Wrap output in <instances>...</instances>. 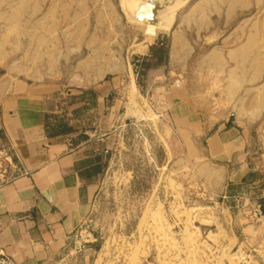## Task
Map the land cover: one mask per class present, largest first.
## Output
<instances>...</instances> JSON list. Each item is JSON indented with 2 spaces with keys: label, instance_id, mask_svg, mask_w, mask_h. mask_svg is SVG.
I'll use <instances>...</instances> for the list:
<instances>
[{
  "label": "rangeland",
  "instance_id": "1",
  "mask_svg": "<svg viewBox=\"0 0 264 264\" xmlns=\"http://www.w3.org/2000/svg\"><path fill=\"white\" fill-rule=\"evenodd\" d=\"M64 1L70 3L71 35L77 22L85 24L81 58H89L93 48L117 52L85 72L74 67L78 56L71 57L65 71L70 85L60 95L52 121L73 128L72 139L81 144V154L102 156L97 196L78 239L97 240L102 258L110 264H264V111L248 127L250 172L242 183L227 187L231 169L203 168L204 137L191 140L163 117L164 83L155 76L148 81L147 74L138 81L136 65L142 56L129 51V35L145 29L146 40L155 43L171 31L174 21L199 15L206 29L189 33L194 52L191 67L180 72L184 88L198 113L247 116L254 99L264 109V0H170L167 8L185 3L159 25L129 16L146 0H135L137 8L130 6L134 0ZM149 25L156 30H148ZM109 31L114 33L112 39ZM76 46L71 39V49ZM123 66L134 71L138 88L137 98L129 99V118H124L125 90L108 96L95 112L97 95L92 89L81 93L78 76L112 80L121 72L126 75L128 67ZM116 97L123 102L118 107L113 105ZM83 99L86 104L79 106ZM73 120L85 122L72 124ZM241 222L249 227L238 246L231 229L238 235Z\"/></svg>",
  "mask_w": 264,
  "mask_h": 264
},
{
  "label": "crops",
  "instance_id": "2",
  "mask_svg": "<svg viewBox=\"0 0 264 264\" xmlns=\"http://www.w3.org/2000/svg\"><path fill=\"white\" fill-rule=\"evenodd\" d=\"M69 4L64 0H0V140L12 147L23 173L0 189V255L11 257L15 264H110L102 258L97 240L78 239L79 228L97 196L102 172L96 174L94 168L100 169L96 159L99 153L81 154V144H74L73 133L51 137L47 131V120L53 124L60 95L70 85L65 71L71 57L78 56L74 67L85 72L86 67H100L97 65L104 57L117 55L100 47L93 48L89 58L80 57L85 48V24L77 22V31L71 35ZM201 20L199 15L183 16L174 21L169 33L161 35L170 39L168 60L149 70L147 79L152 81L155 76L164 83L163 117L169 118L174 129L193 140L204 137L203 168L231 169L229 187L242 183L250 172L248 127L261 119L264 109L254 99L248 107L250 113L235 119L232 114L216 117L207 110L205 114L197 112L180 72L191 67L194 51L189 33L205 31L206 24ZM113 34L109 31L108 38L112 39ZM146 36L145 29L129 35L131 55L149 54L154 40L147 41ZM71 39L77 49H71ZM97 39L94 33L92 40ZM123 67H128L126 75L121 72L112 80L105 76L91 81L78 74L81 93L92 89L97 95L95 112L105 105L108 96L125 90L124 118H129V99L137 98L138 88L134 71ZM122 103L118 97L113 101L117 107ZM110 110L114 115L116 108ZM74 121L85 122L73 120L72 124ZM216 165L218 168L212 167ZM240 224L238 235L231 229L238 246L243 243L239 237L249 227Z\"/></svg>",
  "mask_w": 264,
  "mask_h": 264
},
{
  "label": "trees",
  "instance_id": "3",
  "mask_svg": "<svg viewBox=\"0 0 264 264\" xmlns=\"http://www.w3.org/2000/svg\"><path fill=\"white\" fill-rule=\"evenodd\" d=\"M169 44L170 39L167 36L160 37L154 44H152L149 48V54L147 56H142L141 61L136 66L139 67L136 70L138 74V81L140 77L145 76L149 70L158 68V66L164 64L168 60L169 53ZM47 131L49 136L55 137L63 134H70L73 132L72 127H68L67 124L59 123V124H50L47 120ZM97 162H100L99 167H95L94 171L97 174L99 171L103 173L104 166L102 164V156L99 154L96 157Z\"/></svg>",
  "mask_w": 264,
  "mask_h": 264
},
{
  "label": "built area",
  "instance_id": "4",
  "mask_svg": "<svg viewBox=\"0 0 264 264\" xmlns=\"http://www.w3.org/2000/svg\"><path fill=\"white\" fill-rule=\"evenodd\" d=\"M23 175L19 163L15 160L10 145L0 140V189ZM0 264H15L14 260L3 254L0 255Z\"/></svg>",
  "mask_w": 264,
  "mask_h": 264
},
{
  "label": "water",
  "instance_id": "5",
  "mask_svg": "<svg viewBox=\"0 0 264 264\" xmlns=\"http://www.w3.org/2000/svg\"><path fill=\"white\" fill-rule=\"evenodd\" d=\"M169 2L170 0H165L163 3L160 0H146L136 12L135 19L146 20L148 24L157 25L159 22L165 21L170 13L169 9H167ZM178 10H176V13Z\"/></svg>",
  "mask_w": 264,
  "mask_h": 264
},
{
  "label": "bare ground",
  "instance_id": "6",
  "mask_svg": "<svg viewBox=\"0 0 264 264\" xmlns=\"http://www.w3.org/2000/svg\"><path fill=\"white\" fill-rule=\"evenodd\" d=\"M130 2V1H129ZM136 3V1L134 0V1H131L130 2V6L131 7H133V8H135L136 6H137V4H135ZM185 3V2H184ZM184 3H182V4H177L176 6H173V7H171V8H167V9H169V11H170V13L168 14V16H167V18H166V20L170 17V16H172L174 13H175V11L177 10V8L178 7H180L181 5H183ZM129 6V5H128ZM137 8V7H136ZM137 11H138V9H137ZM136 11V12H137ZM134 12V11H133ZM136 12L134 13V16H132L130 13H128L129 14V16L131 17V19H133V20H135V21H137L138 19H135V14H136ZM161 22H163V21H161ZM159 25V24H158ZM148 26V25H147ZM157 27H159V26H157ZM163 27V26H162ZM165 27V26H164ZM148 30H150V31H155L156 29H155V27L154 26H150L149 25V27H148ZM231 259V258H230Z\"/></svg>",
  "mask_w": 264,
  "mask_h": 264
}]
</instances>
